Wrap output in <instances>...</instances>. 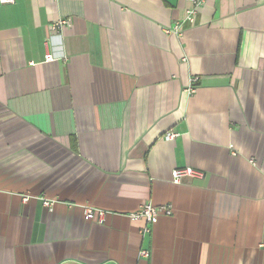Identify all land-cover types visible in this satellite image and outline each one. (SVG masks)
<instances>
[{"label": "crops", "instance_id": "crops-1", "mask_svg": "<svg viewBox=\"0 0 264 264\" xmlns=\"http://www.w3.org/2000/svg\"><path fill=\"white\" fill-rule=\"evenodd\" d=\"M191 5L0 0V264H264V0Z\"/></svg>", "mask_w": 264, "mask_h": 264}, {"label": "built area", "instance_id": "built-area-1", "mask_svg": "<svg viewBox=\"0 0 264 264\" xmlns=\"http://www.w3.org/2000/svg\"><path fill=\"white\" fill-rule=\"evenodd\" d=\"M14 0H1L2 3H12ZM192 3L191 7L188 8L186 11V17L185 20L190 21L191 23H194L198 11V7L205 3L207 0H187ZM71 21L70 19H61L55 24H53V29L62 28L64 26H70ZM182 28V22L178 21L174 25V27L170 30L175 33L181 32ZM46 60H54V56L51 53H47L45 56ZM196 81V80H195ZM193 87L190 88L192 90ZM178 136V133L175 131H170L165 134V139L172 140ZM205 176V172L201 169L192 167V166H183L179 168H175L172 171V177L171 181L174 184H181L184 180L190 178V179H202ZM29 199L28 196L24 197V200L27 201ZM43 205L51 208L54 204V200H49L45 198H41ZM94 208L88 207L86 210V215L89 217H93L95 215ZM173 213V208L171 205H154L151 202H147L142 204L136 211L129 214V217L132 220H144L147 222V225L144 228V233H150L152 230V226L157 223L158 219L161 216H167L171 215ZM99 221L103 222L106 216V212L103 210L98 211ZM140 255L144 257L149 256V251L146 249H143L140 251Z\"/></svg>", "mask_w": 264, "mask_h": 264}]
</instances>
